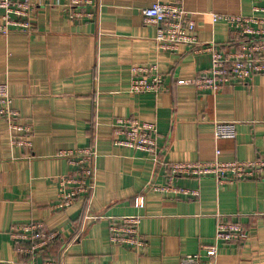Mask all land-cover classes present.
Wrapping results in <instances>:
<instances>
[{
	"label": "crops",
	"instance_id": "1",
	"mask_svg": "<svg viewBox=\"0 0 264 264\" xmlns=\"http://www.w3.org/2000/svg\"><path fill=\"white\" fill-rule=\"evenodd\" d=\"M93 1L87 9L95 10L94 19L71 20L64 6L47 4L37 9L32 32L0 34V82L31 143L12 144L0 117V261L57 263L66 244L61 264H180L183 255H203L202 245L214 241L222 220L241 224L247 238L199 264H264L263 179L218 183L211 176H180L174 186L195 188L198 196L154 191L149 185L164 183L165 169L147 153L114 145L112 125L130 116L154 122L158 153L167 162L264 159V73L217 92L198 91L193 81L205 75L209 54L184 44L158 49L155 27L143 15L156 1L179 2L192 13L198 41L228 51L232 33L209 13L250 14L264 1ZM151 63L163 74L161 92H130L131 68ZM215 121H234L235 137L215 139ZM90 145L97 157L89 201L52 210L54 178L71 170L56 153ZM133 215L145 245L111 243L110 219ZM32 221L60 230L67 241L50 243L30 263L15 251L9 231Z\"/></svg>",
	"mask_w": 264,
	"mask_h": 264
},
{
	"label": "built area",
	"instance_id": "2",
	"mask_svg": "<svg viewBox=\"0 0 264 264\" xmlns=\"http://www.w3.org/2000/svg\"><path fill=\"white\" fill-rule=\"evenodd\" d=\"M47 4L64 6L71 20L96 18L95 10L87 9L95 6L93 0H0V34L6 36L13 29L25 33L32 32L37 9ZM143 15L145 22L155 27L154 41L158 49L172 51L184 44L195 51H206L209 54L210 62L205 75L193 81L198 91L217 92L226 84L247 83L255 75L264 73V5L254 4L250 14L209 13L212 22L223 21L228 25L232 33L231 42L237 44L239 41V44L233 45L228 51L220 49L213 41L203 44L198 41L192 13L186 11L179 2L156 1L143 9ZM131 73L129 91L132 93L156 95L164 87L163 74L155 63L133 66ZM178 83H184V80L180 79ZM11 103L6 83L0 82V117L6 122L11 143L29 147L30 140L24 137L29 133V127L19 121L18 112ZM112 125L114 145L147 153L158 168L165 169V182L149 185L154 191L198 196L199 191L195 188L174 186L175 179L180 176L193 178L211 176L218 183L264 180V159L167 162L158 153L154 122L130 116L117 117ZM235 134L234 121H215L213 129L215 139L234 138ZM56 156L64 158L71 170L55 176L56 201L49 207L54 211L64 210L79 198H84L88 202L96 186L95 146L62 149ZM137 205L143 206L142 196L137 198ZM138 224L139 217L134 215L110 219L109 241L131 247L145 245V240L139 234ZM61 233L60 230H48L42 221H32L11 229L9 237L15 251L30 256L31 263L51 242L61 238ZM246 238L247 233L241 224L218 220L214 241L202 245L203 255L201 253L183 255L180 264H199L202 258L211 263L223 245L238 244ZM65 245L61 248L57 263L52 260L45 263L61 264ZM0 264L16 263L4 260L0 261Z\"/></svg>",
	"mask_w": 264,
	"mask_h": 264
},
{
	"label": "trees",
	"instance_id": "3",
	"mask_svg": "<svg viewBox=\"0 0 264 264\" xmlns=\"http://www.w3.org/2000/svg\"><path fill=\"white\" fill-rule=\"evenodd\" d=\"M35 24V23H34ZM229 44L230 45H237V44H239V41L237 42V44L235 43V42H229ZM85 200V202L87 203V200L86 199H84ZM67 240L66 239H62V240H60V238H57V239H55L53 242H51V244L50 245H52V244H54V243H57L58 245H63L65 242H66Z\"/></svg>",
	"mask_w": 264,
	"mask_h": 264
}]
</instances>
